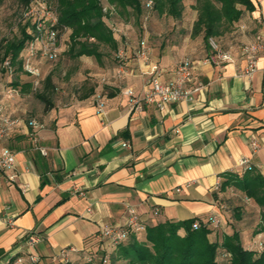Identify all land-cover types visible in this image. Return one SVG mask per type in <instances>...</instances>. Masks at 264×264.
Segmentation results:
<instances>
[{
    "label": "crops",
    "instance_id": "0c3cea01",
    "mask_svg": "<svg viewBox=\"0 0 264 264\" xmlns=\"http://www.w3.org/2000/svg\"><path fill=\"white\" fill-rule=\"evenodd\" d=\"M253 1V11L214 39L233 60L213 61L203 35H193L198 11L189 0L180 19L151 11L137 27L128 22V31L115 36L127 58L125 74L117 76V61L99 69L91 95L39 110L35 118L43 128L37 132L28 125L33 111L26 116V108L13 111L15 100L2 101L5 114L19 124L0 139V152L16 153V169L0 171V264L28 252L40 255L39 264H51L64 247L76 249L70 258L80 264L90 252L108 254L115 246L101 230L126 225L130 205L146 224L217 214L223 222L210 239L230 231L236 219L214 196L223 175L243 171V159L264 175V53L252 76L239 74L246 65L241 47L258 34L264 39V0ZM143 39L150 48L147 61L136 54ZM186 57L193 64L187 86L199 89L193 100L131 109L124 89L143 95L154 65L162 82L174 81ZM17 80L23 88L26 83ZM100 94L104 115L97 112ZM226 195L244 204L234 226L242 243L256 250L251 220L243 226L248 212L242 193L229 189ZM32 232L41 236L33 247L27 243Z\"/></svg>",
    "mask_w": 264,
    "mask_h": 264
},
{
    "label": "trees",
    "instance_id": "16d2710c",
    "mask_svg": "<svg viewBox=\"0 0 264 264\" xmlns=\"http://www.w3.org/2000/svg\"><path fill=\"white\" fill-rule=\"evenodd\" d=\"M30 1L23 0L26 5ZM104 1L117 8V16L134 17L137 22L143 18L147 19L149 11L166 13L180 19L185 8L183 0H57L58 27L71 30L69 51L72 55L94 56L102 61L101 46L119 50V42L115 37L117 34L113 33L108 16L103 11ZM149 1H153L152 7H148ZM194 7L198 11V17L194 22L193 35L202 34L206 45L211 47V38H217L229 31L247 11L255 9V4L253 0H197ZM35 19L36 16L33 19V31L23 27L19 37L1 41L0 62L9 58L14 70L16 65L23 68V60L20 61L19 58L35 38ZM140 42L141 40L139 44ZM117 62L119 64L120 60ZM44 82L45 90L37 92L36 96L45 103L46 108H50L54 106L48 96V91L55 89L53 75L48 74ZM18 84L15 83L17 86ZM32 86L29 82L23 88L28 90ZM93 92L94 88L91 87L82 97H87ZM229 189L242 193L262 208L257 232H263L264 175L253 166L241 172H227L223 175L219 190L214 196L220 205L227 206L226 210L230 211L231 217L239 221L244 213V204L227 197ZM209 217L148 224L142 222L143 229L136 231L128 228L127 239L115 246L112 252H90L87 255H93V261L85 259L82 264H264V249L247 248L234 226L236 221L229 222L230 231L224 234L221 240H211L210 234L217 230V227ZM196 221L200 223L198 227L194 226ZM51 264L80 263L69 261Z\"/></svg>",
    "mask_w": 264,
    "mask_h": 264
},
{
    "label": "built area",
    "instance_id": "2783aa9c",
    "mask_svg": "<svg viewBox=\"0 0 264 264\" xmlns=\"http://www.w3.org/2000/svg\"><path fill=\"white\" fill-rule=\"evenodd\" d=\"M153 1L148 2V7H152ZM103 11L108 16L110 27L114 34L122 33V29L118 26L115 16L118 11L114 5L103 2ZM36 13L35 19V38L27 46V53L23 56V69L25 72L32 77L33 86L38 87L42 80V71L34 61L35 56L40 52L43 57L51 60H56L60 54V29L58 27V15L51 13L48 10L45 3L43 4V11L30 10L27 15ZM49 16V19L46 18ZM48 21V22H47ZM64 29H67L66 27ZM211 46L214 53L211 57L213 61L221 62L225 60H233L232 55L223 50L217 42L211 39ZM241 52L245 57L246 65L243 67L239 74L242 76H252L257 70V63L261 53H264V39L258 34L254 41L251 43L244 44L241 47ZM150 48L146 40H141L137 48V56L143 60L148 59ZM120 63L118 64L117 76L122 77L126 72L127 58L125 52L120 50L118 52ZM2 68L9 73H13L14 65L11 59L7 58L2 62ZM157 65L152 67V77L150 86L145 90L143 95H136L132 88L124 89V93L129 97V105L134 111H142L146 104L154 103L160 108L166 105L174 104L182 100H193L194 94L199 90L198 88L193 89L187 86L188 82L193 76V64L189 57L182 59L176 70L175 80L170 83H164L160 79L157 73ZM97 112L101 115L105 114V100L103 96H97ZM19 124V119L10 115L5 114V104L0 102V139H5L16 129ZM28 125L34 130L38 131L43 128V123L38 118H31ZM125 146L128 143H124ZM254 149L258 148L256 140L252 142ZM43 154H46L45 149L40 148ZM241 165L244 170L251 167L249 159H243ZM7 169H16V153L9 148H4L0 152V171ZM11 179H15V175L9 176ZM128 220L126 225L105 226L101 230V234L109 239V241L117 246L124 242L128 237V228L136 231L143 229L142 221L137 209L134 206H128ZM209 220L214 224L215 227L221 225L220 216L213 214L209 217ZM200 225L199 221L194 223L195 227ZM41 240V236L35 232L29 233L27 236V243L30 246H35ZM73 247H64L60 253L53 258L54 262H69L71 261L70 252L75 251ZM108 257H105L107 260ZM93 255H87V261H93ZM41 261L40 255L34 252H28L25 255L14 256L8 264H39Z\"/></svg>",
    "mask_w": 264,
    "mask_h": 264
},
{
    "label": "rangeland",
    "instance_id": "374dc122",
    "mask_svg": "<svg viewBox=\"0 0 264 264\" xmlns=\"http://www.w3.org/2000/svg\"><path fill=\"white\" fill-rule=\"evenodd\" d=\"M191 1H195V4L197 3V0ZM184 2L188 3L189 0H183V3ZM44 3L51 13L58 15L57 0H31L28 5H26L23 0H1L0 43L3 39H13L19 37L23 27H26L28 31H33V19L36 13H30L29 15H27V13L31 9L42 12ZM193 8L196 9L194 6ZM151 14L153 13L151 12L150 16H152ZM46 18L49 19V16L46 15ZM119 18L122 19V22L118 21ZM115 20L123 32L128 31V22L135 27L139 26L138 22H135L136 18H128L127 15L115 16ZM145 20L147 19L143 18V21ZM123 32L118 33L117 35L123 36ZM70 34L71 30L69 29H62L60 31L61 49L56 60L43 57L40 52L35 56L34 61L42 71L41 84L36 88L35 86H32L28 90H25L24 88L15 85L18 81L17 79H21V81L25 84L28 83L26 81L31 80V78L28 77L23 68H19V65H16L13 73L6 72L2 68V62H0V92L2 95L0 102L4 100H15L14 102L17 103H15L16 107L13 108V111L26 108L27 110H24L27 111L26 116L31 114L29 111H33L30 117L39 118L41 117L38 115L39 110L46 106L45 103L36 96V93L45 90L44 80L48 74L53 75V83L55 85L54 90H47L48 96H50L54 105L62 104L64 100L72 97L73 95L78 97L83 93L90 91V88L93 87L94 83L98 84L97 79L99 77V69L116 62L119 59L117 56L118 50L115 51L111 47L105 45L101 46L100 50L103 53L102 61H99L94 56H74L69 51L71 45ZM211 39L216 42V40H214L215 38ZM26 53L27 49L25 48L19 58L20 61ZM243 198V202L247 205L248 212V216L246 217L243 226H246L247 223L250 225L252 222V227H248L250 229V235L252 234L253 236L252 245H255L254 247L256 250H262L264 249V231L257 232L261 221L260 215L262 208L252 199L245 196H243ZM220 219L222 224V217H220ZM258 234H261V236H256Z\"/></svg>",
    "mask_w": 264,
    "mask_h": 264
}]
</instances>
